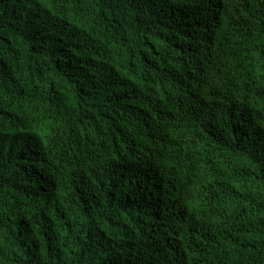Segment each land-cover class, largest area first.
I'll use <instances>...</instances> for the list:
<instances>
[{
	"label": "trees",
	"instance_id": "1",
	"mask_svg": "<svg viewBox=\"0 0 264 264\" xmlns=\"http://www.w3.org/2000/svg\"><path fill=\"white\" fill-rule=\"evenodd\" d=\"M0 264H264V0H0Z\"/></svg>",
	"mask_w": 264,
	"mask_h": 264
}]
</instances>
